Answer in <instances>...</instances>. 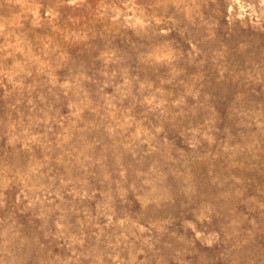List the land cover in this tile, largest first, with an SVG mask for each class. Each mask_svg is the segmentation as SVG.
Instances as JSON below:
<instances>
[{
    "label": "rangeland",
    "instance_id": "obj_1",
    "mask_svg": "<svg viewBox=\"0 0 264 264\" xmlns=\"http://www.w3.org/2000/svg\"><path fill=\"white\" fill-rule=\"evenodd\" d=\"M0 264H264V0H0Z\"/></svg>",
    "mask_w": 264,
    "mask_h": 264
}]
</instances>
